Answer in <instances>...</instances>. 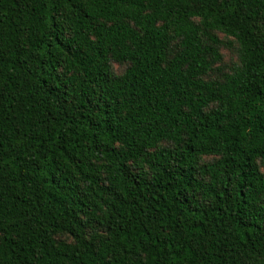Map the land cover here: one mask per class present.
Returning <instances> with one entry per match:
<instances>
[{
  "label": "trees",
  "instance_id": "trees-1",
  "mask_svg": "<svg viewBox=\"0 0 264 264\" xmlns=\"http://www.w3.org/2000/svg\"><path fill=\"white\" fill-rule=\"evenodd\" d=\"M0 264H264V0H0Z\"/></svg>",
  "mask_w": 264,
  "mask_h": 264
},
{
  "label": "rangeland",
  "instance_id": "rangeland-1",
  "mask_svg": "<svg viewBox=\"0 0 264 264\" xmlns=\"http://www.w3.org/2000/svg\"><path fill=\"white\" fill-rule=\"evenodd\" d=\"M223 61L225 62V65H231V63L235 60V52L234 50H227V49H224L223 50ZM123 69V66L121 65H118V64H115L114 65V70L116 72H119L120 70Z\"/></svg>",
  "mask_w": 264,
  "mask_h": 264
}]
</instances>
